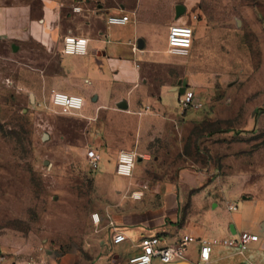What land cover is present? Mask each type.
<instances>
[{
  "label": "crops",
  "instance_id": "obj_1",
  "mask_svg": "<svg viewBox=\"0 0 264 264\" xmlns=\"http://www.w3.org/2000/svg\"><path fill=\"white\" fill-rule=\"evenodd\" d=\"M149 4L153 5L149 0H0V56L10 60L11 79L41 103L52 104L55 93L82 97L81 111L59 110L66 117L60 120L62 134L71 148L99 155L100 167L103 160H111L105 167L109 170L113 164L115 173L120 153L136 157L142 153L146 158L156 141L177 133L180 122L200 120L198 109L180 108L181 95L173 88L182 81L169 72L177 59H186L168 53L169 28L174 23L193 28L192 52L193 9L183 1L172 9L165 1L167 24L172 23L158 28V33L152 18L145 15ZM178 6L185 8L179 19ZM111 16H129L130 21L111 25ZM68 36L86 38L88 54H63ZM187 84L192 90L190 81ZM256 116L255 111L254 126ZM135 169L125 177L126 183L107 173L100 178L119 197L111 210L114 216L108 213L109 220L102 225L100 246L108 257L113 253L118 264H128L142 252L143 242L153 237L172 245L183 235L230 240L250 232L255 240L245 250L220 244L213 248L210 261L203 263L194 244L185 260L175 264H264L262 172L251 170L248 179L236 178L237 183L224 180L216 191L215 182L206 183L207 178L194 168L180 169L174 178L164 176L152 187L143 171ZM235 200L243 201V213ZM230 205L237 210H229ZM98 215L101 223L106 221L105 215ZM117 233L126 236L121 245L113 244Z\"/></svg>",
  "mask_w": 264,
  "mask_h": 264
},
{
  "label": "rangeland",
  "instance_id": "obj_2",
  "mask_svg": "<svg viewBox=\"0 0 264 264\" xmlns=\"http://www.w3.org/2000/svg\"><path fill=\"white\" fill-rule=\"evenodd\" d=\"M149 1L145 15L155 29L172 23L165 1L172 9L186 2L197 16L194 49L169 72L190 81L200 120L180 122L146 158L138 153L135 171L152 187L194 168L216 191L224 180L248 179L251 170L264 174V0ZM10 73V60L0 56V264H118L101 251L100 236L119 197L100 178L128 179L115 176L113 164L106 169L111 160L92 170L94 152L71 148L62 134L63 108L31 98ZM235 202L243 213V201ZM95 214L106 221L95 224Z\"/></svg>",
  "mask_w": 264,
  "mask_h": 264
},
{
  "label": "built area",
  "instance_id": "obj_3",
  "mask_svg": "<svg viewBox=\"0 0 264 264\" xmlns=\"http://www.w3.org/2000/svg\"><path fill=\"white\" fill-rule=\"evenodd\" d=\"M79 12L80 8H74ZM197 21V16H192ZM130 21L129 16H111L108 23L111 25H126ZM194 43V30L191 26L183 23H174L169 28L168 34V53L175 57L186 58L190 55ZM88 40L86 38L68 36L64 39L63 54L70 56H86L89 52ZM52 104L63 108L66 111H81L85 101L82 97L55 93L52 97ZM180 108L183 111L200 108L196 94L192 90H186L179 100ZM100 156L92 154L88 163L92 170L100 168ZM137 157L133 153L122 152L118 156L116 174L122 177H130L135 169ZM229 210L236 211V205H230ZM95 224H99L101 219L98 214L93 215ZM255 240L250 232H243L238 238L219 240L207 238H195L190 235H183L175 244L164 245L158 237L146 239L142 244V252L132 257L128 264H154L159 260L162 264H175L185 260L186 254L194 244L199 246L200 259L203 263H208L211 259L213 248L217 245L236 246L245 250L251 242ZM126 241V236L117 233L113 237L114 245H121ZM27 264H40L30 261Z\"/></svg>",
  "mask_w": 264,
  "mask_h": 264
},
{
  "label": "water",
  "instance_id": "obj_4",
  "mask_svg": "<svg viewBox=\"0 0 264 264\" xmlns=\"http://www.w3.org/2000/svg\"><path fill=\"white\" fill-rule=\"evenodd\" d=\"M185 12V8L183 6H178L176 8V18L179 19ZM180 86L173 88L174 92H178L179 95H184V93L186 92V90L188 89V84H187V80H183L182 82H180L179 84ZM32 98V97H31ZM44 139H48L47 135H44ZM234 232V231H233ZM235 233V232H234Z\"/></svg>",
  "mask_w": 264,
  "mask_h": 264
}]
</instances>
